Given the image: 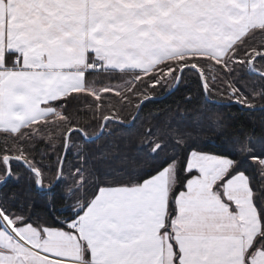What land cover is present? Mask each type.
<instances>
[{
  "label": "snow or ice",
  "instance_id": "snow-or-ice-1",
  "mask_svg": "<svg viewBox=\"0 0 264 264\" xmlns=\"http://www.w3.org/2000/svg\"><path fill=\"white\" fill-rule=\"evenodd\" d=\"M0 264H264V0H0Z\"/></svg>",
  "mask_w": 264,
  "mask_h": 264
},
{
  "label": "trees",
  "instance_id": "trees-1",
  "mask_svg": "<svg viewBox=\"0 0 264 264\" xmlns=\"http://www.w3.org/2000/svg\"><path fill=\"white\" fill-rule=\"evenodd\" d=\"M248 79H252L251 77H247ZM159 87V86H157ZM162 97H165L161 100V103L155 105V106H150V107H155V108H162L166 106H173L174 107V101H177L179 97L183 93H176L174 96H167L165 90H161ZM203 105V101L201 102ZM209 111L208 114L212 115L215 113H219L220 115L227 116L229 113L233 114L234 116H239L240 113L237 108L234 107H220V106H213L212 104H207L204 105ZM261 118L260 113H256L255 119L259 120Z\"/></svg>",
  "mask_w": 264,
  "mask_h": 264
}]
</instances>
